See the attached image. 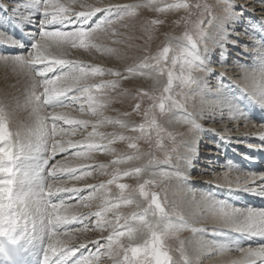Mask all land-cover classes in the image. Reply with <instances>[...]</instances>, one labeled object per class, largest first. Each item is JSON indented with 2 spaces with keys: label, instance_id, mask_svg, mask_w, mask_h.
Returning a JSON list of instances; mask_svg holds the SVG:
<instances>
[{
  "label": "snow or ice",
  "instance_id": "1",
  "mask_svg": "<svg viewBox=\"0 0 264 264\" xmlns=\"http://www.w3.org/2000/svg\"><path fill=\"white\" fill-rule=\"evenodd\" d=\"M74 3L76 0L67 4L61 3V0H29L24 7L30 10V14L23 16L21 23L26 22L35 30L28 32L24 42L0 37V44L26 49L24 53L0 54V63L11 66L26 77L28 87L24 99L31 106L30 115L34 120V126L13 132L8 113L0 105V264H40L29 259L40 254L42 264H102V256H107L113 264H176L165 246L166 240L183 230L203 233L206 229L192 226L179 213L170 215L163 203L167 197L161 198L158 192L149 193L147 190L148 186L161 185L166 180L186 179V167L191 161L190 155L175 157L184 162L185 171L179 168L168 171L159 167L162 163L170 166L175 154V147L165 145L164 134L173 145L176 138L158 123L153 110L158 107L161 115H167L168 124L183 123L193 133L202 131L198 117L187 111V104L200 89L202 77L212 73L207 43L209 34L204 26V16L211 13V6L201 0H175L163 7L158 0H139L137 3L103 7L80 3L82 10L75 11ZM217 3L223 5L227 23L214 43L219 47L221 57H224L228 47L240 46L238 39L230 41L232 33L228 31V25L243 23V6L233 4L232 0H217ZM260 3L264 5V0H260ZM19 7L17 5L10 10L15 13ZM237 7L241 8L239 14ZM141 8L156 12L184 10L188 15L184 18L186 29L183 35L167 37L165 46L158 54L145 56L140 63L127 67L124 72L66 58L70 49H84L103 55H116L119 59V50L105 47L101 38H109L114 44L127 43L119 39L123 33L117 25L126 28V18L135 17ZM8 11V4H0V12ZM32 13H39V16L34 20ZM161 23L163 21L159 19L151 20L143 30L149 32L153 26ZM207 23L211 24L212 20ZM259 30L262 36L254 45V66H241L246 81L242 94L235 95L233 86L222 81L217 86L218 101L214 107L220 109L222 117L225 109L232 119H247L245 109L249 107L258 106L264 111V23L260 24ZM232 31L236 32V29ZM244 48L246 50V46ZM165 74L166 84L162 89L156 87ZM105 76L116 79L105 80ZM135 77L154 81L151 92L141 89L137 94L140 99L146 97L151 101L143 112L145 123L130 125L127 121L105 116L104 109L114 99L110 92L119 87L121 80ZM96 78H100L99 82L92 83ZM76 105L79 112L87 113L93 119L71 118L66 110H76ZM140 109L141 104L137 103L134 111L139 114ZM177 113L182 115L177 116ZM105 125H118L121 129L139 134L132 137L99 131ZM78 132L83 139H67ZM152 132L156 134L154 144ZM117 140L127 141L128 148L135 152L113 159L111 173L107 171L108 164L94 166L101 174L110 175L106 182L86 185L90 190L88 195H81L79 188L58 184L65 175L75 180L91 176L89 169L93 167L81 164L77 174V169L69 168L55 159L58 154L73 149L76 158L90 161L96 152L113 153L112 145ZM140 140H144L150 149L154 146L163 152V160L151 151L141 152L137 143ZM260 140L264 142V135L260 136ZM261 146L264 147V144ZM144 156L149 157L147 163L124 169L119 167L140 161ZM156 168L159 170H152ZM144 175L150 178L139 183L138 188L119 182L122 177ZM249 176L254 186L246 184L242 190L264 197V174L250 173ZM257 180L260 183H256ZM112 185L119 190L117 193L112 192ZM166 187V184L163 185L161 190ZM64 193L85 206H89V201L98 200V210L79 216L71 214L68 211L70 205L60 195ZM143 202H146V206L142 208ZM200 203L206 212L204 219L227 226L241 238L250 236L264 239V210L230 208L226 201L217 200L210 193L202 195ZM130 206L142 208V211L130 214L121 211ZM73 223L84 225L83 228L71 230L74 232L87 231L91 225L90 230L100 233L108 231L109 234L94 242V252L77 256V252L85 249L86 245L81 243L78 248L70 247L66 240L61 239V236L69 235V225ZM213 235L226 236L227 233L221 228L214 230ZM144 237L150 238L145 239L143 244L139 243ZM122 238H126L128 243H123ZM206 247L221 254L231 251L243 254L240 260H233L230 264H264V243L254 248H244L239 246L238 241H214ZM181 256L184 264H192L183 249Z\"/></svg>",
  "mask_w": 264,
  "mask_h": 264
},
{
  "label": "bare ground",
  "instance_id": "2",
  "mask_svg": "<svg viewBox=\"0 0 264 264\" xmlns=\"http://www.w3.org/2000/svg\"><path fill=\"white\" fill-rule=\"evenodd\" d=\"M232 1L235 3V5L243 6V23L228 25V31L232 33L229 39L230 41L238 39V42L240 44L238 48L242 50H240V52L243 54L240 58L241 61L239 62L236 59L231 58L232 56H238L239 53L236 52L238 48L233 49L232 47H228L226 49L225 56L221 57L220 49L219 47H217L214 41L219 39V33L225 27L227 21L226 19L223 20V18H220L219 23L215 25L212 29L213 31L209 33L210 38L208 39L209 49L211 50L217 47V53H219L218 58L215 59L210 56L209 52V59L211 60L210 67L212 68V70H214V73H210L202 77L200 89L193 96V105L187 108L188 112L193 113L198 117V123H200L204 130L198 133H193L189 130V126L187 124L175 122L172 124H168V116H165L162 119V122L170 130L178 129L179 132H186V134L178 138L177 142H179V148L174 154V161L172 160L173 162H170V166L164 165L162 163L159 167H162L168 171H173L176 168H179L181 171H185L184 162L177 160L175 157H186L189 155L191 156V161L187 165L185 172L187 178L183 180H166L168 184L165 188V196L167 197L168 203L173 207H177L181 211L182 216L187 221H189L192 226L206 229V231L203 233H194L189 230L191 233L185 236V238L183 239L182 245L184 247V253L192 262V264H230L231 261L240 260L242 258L243 254L238 251H231L227 254H221L218 251H213L211 247H206V245H212L214 241H238L239 246L241 247L254 248V246L247 244V242L245 241L247 236L241 238L237 233L229 229L227 226L221 225L215 220L204 219L206 212L202 204L200 203L202 195H207L209 193L211 194L216 190L231 192L232 194H234L235 199L240 201L241 194L245 192L242 189L246 186V184L248 186H254L252 184L253 181L249 179V175L240 173L231 165L225 166L224 169H218L215 166L218 161L216 160L215 156L217 155L218 149L221 144L229 145L228 149L239 152L240 146H242L243 144L252 143L257 140L259 136L264 135V129L256 127L249 120H246L244 118L232 119L231 114L226 109L224 110V114L222 117L220 109L218 107H214V105L218 101L217 86L221 81L224 84H231L235 90V95L239 96L242 94L243 90L246 88V81L243 79L244 73L241 70V66L248 68L254 66V45L258 40L261 39L262 36V33L259 29L260 24L264 23V5L260 3V0ZM115 2H118V0H116ZM127 2L137 3V0H128ZM27 3H29V0H0V4H8L9 7L12 8L19 5L20 7L18 10V15L20 17L30 14V10L24 7V5H26ZM112 3H114V1ZM98 5L100 4L98 3ZM238 9L239 11L237 12V14L241 12V8L238 7ZM37 14L39 16V13ZM37 14L32 13V16L36 18ZM233 28L236 29V32L232 31ZM237 32L239 33L238 37ZM0 37H3V34L0 33ZM244 46H246V50ZM128 56L129 55H127V57ZM221 74H223L222 77ZM144 80L146 82H150L151 85L154 86V81L152 79L145 78ZM26 82L27 79L24 75L20 74L17 70H14L11 66H5L0 63V105L4 106L5 110L8 113L9 126L13 132L17 130H24L27 127L34 126L32 124L33 120L31 121L30 115L31 106H28L25 103L24 99V93L26 91V88L28 87L26 85ZM162 83L163 82H161L160 80V85ZM200 94H202V96H200ZM75 109L76 110H69L68 112L71 118L79 119L82 113L80 112L81 115L77 113L78 106H76ZM179 115L182 114L177 113V116ZM133 123L135 124V122ZM129 124L131 125L132 122H129ZM214 134L219 135L222 138L227 137V139L219 142L214 139ZM248 137H251L252 141H247L246 139ZM67 139L78 141L83 139V137H80V139L77 137H70ZM206 142H209L208 147H205ZM68 152L69 156L66 159H61L64 153L58 154L55 159L69 168L77 169V174H79L81 164L93 165V163H91L92 160L84 161L76 158L73 155V149H69ZM109 156H112V154H109ZM148 158V156H144L140 161L129 162L128 164L120 165L119 167L128 168L140 166L141 164L147 163ZM102 159L105 160V157H103ZM95 160L97 161L98 159ZM50 163H52V161H50ZM103 163L105 164V162ZM94 168L95 167H92L89 170L91 171ZM211 168L213 169V171L211 170ZM152 170L158 171L159 168ZM97 173L99 175L100 171L95 170L92 174ZM88 177L90 176L84 177L81 180L74 179L75 181H77V183H70L68 180H71V177L65 175L61 178V181H59L58 184L62 187L67 188H79L82 190L81 195H88L90 190L85 187L87 185L85 184V182H87ZM149 178L150 177L148 175H144L142 177H139L138 182H143V180ZM101 181L104 180L97 179L93 183L99 184ZM80 182H83V184H80ZM256 183H260V181L257 180ZM60 195L64 197L66 202H70V204L67 205H70L68 211L71 214H75L78 216L84 215L88 214V211L86 212V210L91 209L89 208V206L88 209H86V207L83 206V203H80L76 198H69V194L67 193ZM144 206H146V203L143 202L142 207ZM230 208L244 210L251 208V206L242 205L241 207H237L235 205H230ZM171 212L172 208L170 207L169 214L175 216ZM90 219L95 218L91 217ZM79 226H81L82 228L84 227L83 224H80ZM221 228H223L224 232L227 233V235L214 236V230H219ZM90 229L91 225H89V230L87 231L74 232L69 236H61V239L66 240L68 246L77 247L75 246L76 244L73 245L72 243H75L73 241L78 238L80 243L86 245V249L88 251L81 252L80 250L79 252H77V254L80 255L81 253H83L87 255L89 252H94L95 241L102 240V237L107 236V234L102 235V233L100 232L99 234L97 233V236H92L91 234L93 233ZM75 233H78V236H75ZM146 238L147 237H144L138 242H144ZM174 242L178 243L180 241L175 240ZM175 254L176 264H184V259L179 256V253L177 252ZM34 258L35 257H29V259L32 260H34Z\"/></svg>",
  "mask_w": 264,
  "mask_h": 264
},
{
  "label": "rangeland",
  "instance_id": "3",
  "mask_svg": "<svg viewBox=\"0 0 264 264\" xmlns=\"http://www.w3.org/2000/svg\"><path fill=\"white\" fill-rule=\"evenodd\" d=\"M113 1L115 4H131V2H132L131 1L128 3L127 2L128 0H118V2H115L116 0H76V3L73 4V9L75 11L82 10L79 7L80 3H84L87 5H93L96 7H103V6H107L109 4H114V3H112ZM164 1H167V2H164ZM70 2H71V0H61V3H65V4L70 3ZM137 2H139V0H137ZM158 2L160 4V6L163 7L167 3L175 2V0H158ZM201 2L207 3L208 5L211 6V13L205 14V16H204V20H205L204 26H205L208 34H209L210 32L213 31L212 29L214 28V26L219 23L220 18H223V20L226 19L224 16L225 12L223 10V5L218 4L217 0H201ZM98 3L100 5H98ZM233 4H235V3L233 2ZM218 6H220V7H218ZM238 11H239V9L237 7L236 12H238ZM98 15L102 16L103 14H98ZM187 15H188L187 12H185L182 9L178 10V11H171L170 10L167 12H156L152 9L141 8L135 17L126 18V20L124 22L127 24L126 28L120 27L119 24L117 25L118 30L121 33H123V35L121 37H119V39L125 40V41H127V43L114 44L112 42V40L109 38H105V37L101 38V42L103 43V45L105 47H112V48H116L119 50V56H120L119 59L117 58L116 55H103L99 52H96L95 50L86 51L84 49H70L66 58L73 59V60H79V61H82V62L87 63V64H95V65H99V66L104 67V68H112L114 70L124 72L127 67L140 63L141 60L145 56L151 57V56H155L156 54H158V52L160 50H162V48L165 46L167 37H180V36H182L185 29H186V23H185L184 18L187 17ZM155 19H159V20L163 21V23H161L159 25H155L152 27V29L149 32H145L143 30V28L147 25V23L149 21L155 20ZM208 20H212V23L208 24L207 23ZM209 38H210V36H209ZM207 43L209 45V41H207ZM201 48H203V45H201ZM217 50H218V48L216 47L214 49H211L209 52L214 53V51L216 52ZM127 55H129V56L127 57ZM171 55H172V53L169 54L170 57H171ZM176 71H177V73L179 72V65H177ZM212 73H214V71H212ZM99 79L100 78H96L95 80H93L91 82L97 83V82H99ZM103 79L111 80V79H116V78L111 77V76H105V77H103ZM144 79L145 78H143V77H135V78H130L128 80H121L119 83V87L117 89H115L114 91L110 92V95L114 99L104 109V115L107 117L113 118V119H121L124 121L132 122L131 125H139L141 123H145V117L143 115V112L145 109H147L149 107L151 101H149L146 97L143 99H140L137 94L139 93V91L141 89L151 92L153 90L154 86H152L150 82H146ZM160 80H161V82L166 84V80H167L166 74L164 76H162L160 78ZM163 83L161 85L159 84L156 87L162 89V87L165 85ZM26 85L28 86V81L26 82ZM157 94H159V93H157ZM134 96L137 98L134 99L133 98ZM200 96H202V94H200ZM193 99H194L193 97L191 99H189L188 104H187V108L193 105L192 104ZM137 103L141 104V109H140L139 114L134 111L135 105ZM76 106H78V105H76ZM85 106L87 107V105H85ZM58 110H62V109H58ZM69 110H73V109H68L66 111H69ZM153 112H154V115L156 116L158 123L162 124L168 131H171L175 135V138H176L175 145H173L172 141L167 138L166 133L164 134V143L168 148L175 147V153H176V151L179 148V142H177L178 138L181 137L182 135L186 134V132H179L178 129L170 130L162 122V119L167 115H161L158 107L155 108L153 110ZM77 113L79 115H81L80 112L77 111ZM125 113H128L129 115H125ZM81 118L82 119H93L87 113H82V115L79 119H81ZM32 120H33V118L31 116V121ZM133 122H135V124ZM32 124L34 125V120H33ZM64 127H66V126H64ZM146 127H147V125H146ZM90 130H91V128H89V131ZM99 131L104 132L106 134L112 133V132L123 133L125 136H132V137L139 134L138 132H132L130 130L121 129L118 125H105V126L101 127L99 129ZM151 134L153 136V144H154L156 134H155V132H152ZM77 135H80V136H69L67 138L77 137L80 139V137H83L80 133H77ZM137 143H138V147H139L140 151H147V152L151 151L153 154L155 153L154 155L158 159H161V161L163 160L164 153L156 150V148L154 146L150 149L149 145L144 140H140ZM112 147L115 150L113 153H111L113 157L109 156V154H106L104 152H101V153L96 152L93 154V156H94V160L95 159H98V160L97 161L92 160L91 163H93V165L95 166L96 164H100V163L105 162V164L109 165V168L107 169V171L109 173H111L113 171V166H111V161L113 159H115L118 155H129V154H133L135 152L134 149L128 148L127 141L117 140L112 145ZM96 155H98V156H96ZM103 157H105V160L102 159ZM173 161H171V162H173ZM121 169H124V168H121ZM91 171L93 173L95 171V168ZM109 178H111L110 175H103L100 172L99 175L97 173V174H92V176L88 177L87 178L88 180H87V182H85V184H87V185L94 184L93 182L97 179L98 180L103 179L104 181H101V182H106L107 179H109ZM68 181L70 183L71 182L77 183V181H75L72 178H71V180H68ZM138 181H139V177H131L130 176V177H122L119 182L126 183V184L130 185L131 188H138V184L142 183V182H138ZM80 184H83V182H80ZM165 184L167 185L168 182L163 181L161 185L148 186L147 190L149 191V193H151L152 191L158 192L160 194L161 198H163V197H165V191L166 190L164 189L162 191L161 189H162L163 185H165ZM111 188H112L113 193H117L119 191L118 189H116L115 185H112ZM76 203H78V202H76ZM144 203H146V202H144ZM163 203H164V206L166 207V209L168 210V212H169V209L171 207L172 208V212H171L172 214L175 215L176 213H179L180 215H182L181 211L177 207L171 206L168 203L167 199L165 201H163ZM87 204L89 205V208H91L89 210L88 206H85V204H83V206L86 207V209H88V210H86V212L88 211L87 213H90V212L92 213V212L98 210V205H99L98 200H93L92 202L90 201ZM142 208L136 209L135 206H130V207L122 208L121 211L125 214H130L133 211H136V212L142 211ZM75 224H77V223H75ZM77 225H80V224H77ZM71 226H72V224L69 225V228ZM92 233H93V234H91L92 236H97V233L99 234V231L98 232L92 231ZM190 233L191 232L189 230H183V231H180L177 234L169 237L166 240L165 246L169 250V253L173 257L174 261L176 259L175 253H177V252L179 253V256L181 258H183L181 256V249H183V251H184V247L182 245L183 239L185 238V236L189 235ZM106 234L108 235L109 232L105 231L102 233V235H106ZM75 236H78V233H75ZM148 238H150V237H147L146 239H148ZM175 240L180 241V242L175 243L174 242ZM73 242H75L76 245L81 244L80 241L78 240V238H76ZM122 242L125 244L128 243L126 238H122ZM143 243L144 242H141V244H143ZM77 256H79V254H77ZM39 259H42V254H40L39 256L34 258L35 261H38ZM101 262H102V264H105V263L106 264H113V261L111 259H109L107 256H102Z\"/></svg>",
  "mask_w": 264,
  "mask_h": 264
}]
</instances>
